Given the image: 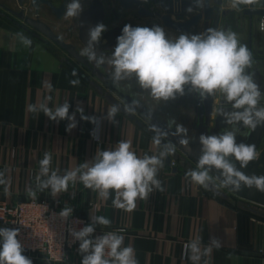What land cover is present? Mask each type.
I'll use <instances>...</instances> for the list:
<instances>
[{"label": "crops", "instance_id": "obj_1", "mask_svg": "<svg viewBox=\"0 0 264 264\" xmlns=\"http://www.w3.org/2000/svg\"><path fill=\"white\" fill-rule=\"evenodd\" d=\"M54 1L60 5L63 0ZM247 6L248 3H244L233 8L231 0H223L220 8L226 14L220 16L218 30L234 32L247 49L252 37L254 54L261 50L264 55V32L258 27L260 15L251 20L243 12ZM256 7L264 8V0H256ZM9 8L19 10L18 0H0V179L5 181L0 184V200L14 202L31 195L28 189L34 191L36 185L32 172L40 173L39 161L45 153L51 155L50 173L57 171L59 175L84 162L91 163L100 151L114 149L120 140L129 141L140 157L158 155L161 147L155 145L154 137L126 113L119 109L114 124L106 119L109 109L116 105L106 93L128 107L118 96L117 89L100 91L65 61L69 56L60 46L13 15ZM40 14L46 22L55 20L57 26L64 24V20L52 16L45 3L40 4ZM18 33L31 39L30 47L21 43ZM252 66L259 67L264 88V60H253ZM73 70L76 76L72 75ZM107 70H112L108 65L103 72L112 77ZM73 79L80 83L72 86L69 81ZM132 81L133 78L119 81L123 86L119 91L133 94L163 121L190 126L192 101L180 96L168 101H148L137 97L132 89L134 85L130 87ZM49 83L51 89L46 87ZM47 96L52 98L48 101L52 109L65 101L70 103L69 115L75 113L77 122L74 129L66 131L67 119L57 123L43 112L28 110L29 105L38 106ZM221 98L222 95L216 93L215 102ZM261 104L264 105V99ZM78 106L83 108L85 116L95 117L97 123L82 120L76 111ZM138 117L153 130L147 120ZM193 135V132L188 133V138L195 139ZM196 165L197 162L190 158L184 161L173 158L169 164L165 157L157 175L163 191L154 188L146 199L138 198L131 211L113 205L114 193L103 199L98 192L86 188L79 178L74 184L69 183L67 192L55 198L50 189L43 193L54 205H65L85 213L89 224L91 215L108 218L110 225H96L91 238L102 236L104 228L118 229L117 232L124 236L122 246L134 248L137 264H192L183 255L184 245L197 237L202 240V251L213 237L221 242L219 248L213 247L209 255L202 256L200 264H264V206L241 198L227 187L210 185L205 189L192 183L185 173ZM92 200L96 205L90 206ZM24 255L33 264H59L39 256ZM81 261L79 252L68 264H81Z\"/></svg>", "mask_w": 264, "mask_h": 264}, {"label": "clouds", "instance_id": "obj_2", "mask_svg": "<svg viewBox=\"0 0 264 264\" xmlns=\"http://www.w3.org/2000/svg\"><path fill=\"white\" fill-rule=\"evenodd\" d=\"M250 2L251 0H231L233 8ZM82 11L81 0H70L66 5L64 17L77 18ZM187 11L191 12L192 8L189 7ZM105 31L107 27L103 23L91 27L88 30L87 44L80 55L86 57L90 63L94 62L97 67L108 65L112 69L114 82L135 78L139 87L148 91L157 101L176 99L177 96H183L186 89L197 93L201 100L219 93L223 101L231 105L230 111L225 110L223 106L216 109L226 124L236 126L242 122L243 127L250 131L264 125V105L261 104L264 93L252 76L246 73V68L251 64V53L238 41L234 32L209 28L204 33H181L178 37L170 38L159 25L133 27L126 24L122 34L117 37V44L111 55H98L96 45ZM18 36L23 45L31 46L30 38L19 33ZM72 75H77L75 70ZM69 83L77 86L80 81L73 79ZM46 87L51 89V84ZM51 99V96H47L38 106L29 105L28 110L43 112L57 123L67 119L69 124L66 131L74 129L77 122L75 113L69 115L70 103L65 101L52 109L48 107V101ZM76 111L81 114L82 120L97 123L95 117L83 114L82 107L78 106ZM118 112L119 107L113 105L106 119L114 124ZM172 124H175V132H172V135L180 137L179 143L187 146L190 143L188 129L175 121ZM153 131L156 133L153 142L161 147L158 155L145 154L140 157L132 150L129 141L120 140L114 149L100 151L91 163L84 162L63 175H59L57 171L50 173L51 155L45 153L39 161L37 189L41 192L50 189L51 196L55 198L67 192L69 183L74 184L79 178L86 188L98 192L103 199L114 193L112 203L115 207L133 210L138 198L146 199L154 188L163 191L161 181L157 179L158 171L163 166L164 158L175 152V145L171 142L161 146V139L166 137L168 132L158 127H154ZM236 136L237 131L230 129L220 134H201V154L196 168L185 173L186 179L205 189L211 185L229 187L238 192L245 187H254L264 192V175H246L240 170L258 159L256 146L237 143ZM213 169L219 173L218 176L211 175ZM216 180H219V185H216ZM4 182L0 179V184ZM28 191L35 196L36 193L31 188ZM72 212V208L65 206L59 216L67 220ZM110 223L104 216L91 215L89 225L78 231L69 229L74 241L79 242L81 264H137L134 248L130 245L122 246L124 236L119 232H107L91 238L96 225L108 226ZM18 236V229L0 227V264H33L32 260L24 255V247ZM201 244V238L197 237L184 245L183 255L190 259L192 264H200L202 256L209 255L213 247L221 246V242L215 237L210 239L209 245L204 247L203 251Z\"/></svg>", "mask_w": 264, "mask_h": 264}, {"label": "water", "instance_id": "obj_3", "mask_svg": "<svg viewBox=\"0 0 264 264\" xmlns=\"http://www.w3.org/2000/svg\"><path fill=\"white\" fill-rule=\"evenodd\" d=\"M20 4V9L15 10L13 8H9V11L27 23L29 26L34 28L35 30L43 33L48 38H50L52 41H54L58 46H60L62 49H64L66 52H68L69 55H71L74 59L77 61L83 62L94 75L98 76L99 78H104V73L97 68H94L91 63L88 61V59L84 56L80 55V51L77 50L76 46L66 41L61 35L56 34L52 28L44 21H42L38 16L35 15H29L26 13L25 9L26 6L31 8H34V13L38 14V6L41 3H47L52 6V9L58 16H62L65 12L66 5L70 2V0H63L60 5L53 4L50 0H18ZM223 0H202L197 5V12L190 16L189 18L182 20V21H174L170 18L169 15H164L165 24L167 26H171L177 30L182 31H189L192 27V25H196L199 23H203L204 32H206L209 28L217 29L219 25L220 16L223 14H226V11H221L220 6L222 5ZM96 0H93L91 6L84 10L82 13V18L86 15L87 17L91 16L92 12L96 9L95 7ZM98 7V6H97ZM99 13L97 15V24L101 23L102 21V10L101 7H99ZM243 12L247 14L250 19L252 20L253 16L261 15L264 13V8L256 7V0H251L250 3H248V6L244 8ZM86 17V18H87ZM154 25H148L146 27H152ZM123 27L115 28L111 31H109L104 37L106 40H100V42L96 45V50L98 55L103 54L105 50H114L116 44H117V38H115V35H121L122 34ZM81 40L83 44L86 46L88 35L81 34ZM246 73L249 75H252L251 73V66H249L246 70ZM117 92H120L119 90ZM105 96L111 100L114 104H116L119 109L126 113L131 119H133L139 126H142L147 132H149L153 137L156 135V133L146 124H144V121L140 119L144 118L147 120L148 118L152 119L155 124H159L162 128L165 130V132H168V135L161 139V144L166 143H173L175 145V152L174 154L166 157L167 163H171L173 158H178L179 156L183 158H190L194 160L195 162H198L199 156L201 154V145L199 143V136L201 134L205 135H213V134H220L226 129L230 130H236V129H243L242 122L240 125L232 126L225 123L224 118L222 116H219L216 112V109L218 107L223 106L225 110L230 111L231 105L224 102L223 98H221L217 103L215 102L216 94L213 96H209L204 100H201L199 95L197 93H194L189 100L193 102V119L196 122L191 121L190 126L186 124V128L188 129V133H192L193 130L197 131V136L195 139L190 140V143L185 146L179 143L180 137L172 135V132H175V125L172 123H168L166 121L161 120L158 116H156L155 113L152 112L150 108H148L143 102H141L138 98H136L133 94H128L126 92L118 93V96H120L122 99L127 102L126 104L128 107L122 105L118 99H116L114 96H112L109 93H106ZM129 108L131 110H129ZM148 123L149 120H147ZM151 126H153L150 123ZM172 125L171 127H169ZM196 127H195V126ZM156 126V125H155ZM153 126V127H155ZM194 126V127H193ZM246 129V135L241 136L237 134L236 141L237 143H245L249 145H255L256 151L259 154V157L256 161L250 162L247 168L240 169L243 171L246 175H264V125L258 126L255 131H250L249 129ZM239 135V136H238ZM235 162V161H233ZM237 168H239V164H236ZM176 170V168H175ZM212 174L216 177L219 175V173L213 169ZM230 189L234 194L240 196L243 199L248 200L249 202L256 203L259 205L264 206V192H260L253 188H242L241 191H234L231 188Z\"/></svg>", "mask_w": 264, "mask_h": 264}, {"label": "flooded vegetation", "instance_id": "obj_4", "mask_svg": "<svg viewBox=\"0 0 264 264\" xmlns=\"http://www.w3.org/2000/svg\"><path fill=\"white\" fill-rule=\"evenodd\" d=\"M53 4H55L54 0H50ZM93 0H81V4L83 6V11L88 9ZM52 14L53 17L64 20V24L61 26H57L54 22H46L41 19L40 17V5L38 6V14L36 15L34 13L35 9L26 6V13L29 15H35L38 16L42 21L46 22L52 30L56 33L61 35L66 41L73 43L78 51H82V49L85 47L81 40V34L88 35V30L91 27H94L97 25V15L99 13V7H101L102 10V21L104 25L107 27V31L102 33L101 40H106L104 37L109 31L118 28V27H124L126 24H130L133 27L136 26H148V25H159L164 28L166 34L170 38H174L181 33H187V34H198L200 31L204 33L203 23H199L196 25H192L191 29L189 31H182L177 30L171 26H167L165 24L164 15H169L170 18L174 21H182L190 16H192L193 12L196 11V7L199 4L197 0H96L95 4V10L92 12L91 16L83 18L82 13L80 17L72 18L71 20L67 21L64 18V13L62 16H58L56 12L52 9V6L50 4L45 3ZM57 5V4H55ZM98 6V7H97ZM191 7L192 11L189 12L187 9ZM66 11V9H65ZM196 13V12H195ZM194 13V14H195ZM253 23V22H252ZM21 26H25L23 23H19ZM254 24V23H253ZM251 24V25H253ZM219 27V25H218ZM218 30V28H217ZM198 31V33H197ZM120 35V34H119ZM118 35V36H119ZM117 35L114 37L117 38ZM68 38V39H67ZM64 50V49H63ZM248 50L251 53V73L252 78L254 82L258 85L261 92L264 91V88L261 87V75L259 71V67H253L252 62L253 60L262 61L264 60V55H262L261 50H258L257 53L254 54L253 49V42L252 37H250V41L248 44ZM65 51V50H64ZM114 50H105L103 52V55L110 56L111 53ZM66 52V51H65ZM66 54L71 58H66L65 61H67L70 65L74 66L79 73L91 84H93L96 88H98L100 91H103L104 88H112V89H122V85L119 84V82H114L112 77L108 76L103 72V68L107 66L106 64L100 65L97 67L94 62H91V65L94 68H97L98 70L102 71L104 73V78L101 79L98 76L94 75L92 71L83 63L80 61H77L74 59L71 55L66 52ZM247 70V68H246ZM88 72V73H86ZM119 94L122 93V91L118 92ZM194 93L188 91V89L185 90V94L183 96H180L183 99H189ZM262 101V100H261ZM149 122L155 126L161 129L162 131H165L164 129L160 128L161 126L159 124H155L152 119L148 118ZM194 121V119H193ZM195 120L194 122H196ZM195 126V125H194ZM193 126V127H194ZM196 127V126H195ZM233 131H237V134L241 136H245L246 129L245 127L243 129H236ZM194 137L196 138L197 131L193 130ZM245 134V135H244ZM238 135V136H239ZM191 136V137H193ZM258 153V152H257ZM181 159V161H184L186 158H183L181 156L178 157Z\"/></svg>", "mask_w": 264, "mask_h": 264}, {"label": "built area", "instance_id": "obj_5", "mask_svg": "<svg viewBox=\"0 0 264 264\" xmlns=\"http://www.w3.org/2000/svg\"><path fill=\"white\" fill-rule=\"evenodd\" d=\"M258 27L264 32V13L259 16ZM39 175V172H32L36 184L35 196L30 195L24 200L14 202L0 200V227L19 230L18 239L24 247V254L68 264L79 253V242L74 241L69 229L74 228L78 231L89 225L88 218L85 213L72 207H70L73 209L72 215L67 220L61 218L59 212L65 205H54L47 195L37 189ZM94 205L96 202L90 201V206ZM117 230L104 228L102 234Z\"/></svg>", "mask_w": 264, "mask_h": 264}, {"label": "rangeland", "instance_id": "obj_6", "mask_svg": "<svg viewBox=\"0 0 264 264\" xmlns=\"http://www.w3.org/2000/svg\"><path fill=\"white\" fill-rule=\"evenodd\" d=\"M197 33H198V31H197ZM199 34V33H198ZM63 53V52H62ZM70 58V57H69ZM71 59V58H70ZM109 67V66H108ZM107 73H109V75L110 74H112V70L110 71V72H108V70H107ZM120 82H125V80H122V81H120ZM132 84L134 85V87L132 86ZM130 87H133L132 89L135 91V94L137 95V97H141V98H143V99H146V100H148V101H155V99H153L151 96H150V94H149V92L148 91H146V90H143V89H141L140 87H139V85L137 84V82H136V80H135V78H133V81H132V83L130 84Z\"/></svg>", "mask_w": 264, "mask_h": 264}]
</instances>
